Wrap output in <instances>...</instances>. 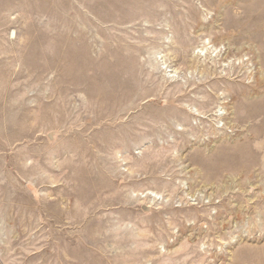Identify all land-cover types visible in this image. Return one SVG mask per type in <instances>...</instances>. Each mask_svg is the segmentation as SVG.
<instances>
[{
  "label": "rangeland",
  "instance_id": "1",
  "mask_svg": "<svg viewBox=\"0 0 264 264\" xmlns=\"http://www.w3.org/2000/svg\"><path fill=\"white\" fill-rule=\"evenodd\" d=\"M0 264H264V0H0Z\"/></svg>",
  "mask_w": 264,
  "mask_h": 264
}]
</instances>
